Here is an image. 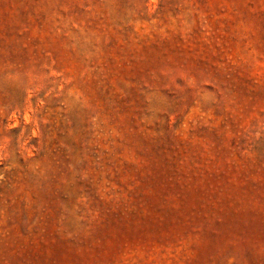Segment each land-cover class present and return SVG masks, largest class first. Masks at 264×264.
<instances>
[{"label": "rangeland", "instance_id": "1", "mask_svg": "<svg viewBox=\"0 0 264 264\" xmlns=\"http://www.w3.org/2000/svg\"><path fill=\"white\" fill-rule=\"evenodd\" d=\"M0 264H264V0H0Z\"/></svg>", "mask_w": 264, "mask_h": 264}]
</instances>
